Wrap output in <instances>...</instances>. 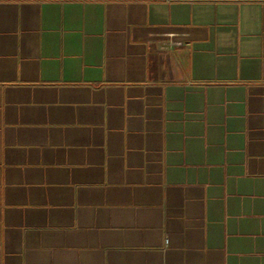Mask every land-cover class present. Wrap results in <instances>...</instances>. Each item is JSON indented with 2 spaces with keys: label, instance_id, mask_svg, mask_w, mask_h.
<instances>
[{
  "label": "crops",
  "instance_id": "1",
  "mask_svg": "<svg viewBox=\"0 0 264 264\" xmlns=\"http://www.w3.org/2000/svg\"><path fill=\"white\" fill-rule=\"evenodd\" d=\"M0 264H264V0H0Z\"/></svg>",
  "mask_w": 264,
  "mask_h": 264
},
{
  "label": "built area",
  "instance_id": "2",
  "mask_svg": "<svg viewBox=\"0 0 264 264\" xmlns=\"http://www.w3.org/2000/svg\"><path fill=\"white\" fill-rule=\"evenodd\" d=\"M182 46H183L182 42H180V41L175 42L173 40V35L168 34L165 42H163L161 45V49L166 50V49L175 48V47H182Z\"/></svg>",
  "mask_w": 264,
  "mask_h": 264
}]
</instances>
